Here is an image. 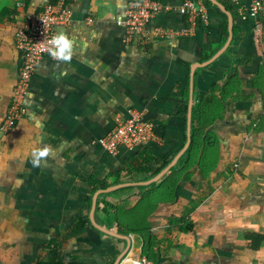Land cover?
<instances>
[{"label": "crops", "instance_id": "1", "mask_svg": "<svg viewBox=\"0 0 264 264\" xmlns=\"http://www.w3.org/2000/svg\"><path fill=\"white\" fill-rule=\"evenodd\" d=\"M50 1L0 0V125L22 63L15 33ZM68 1L70 20L55 32L72 41L70 58L38 62L25 114L0 131V264H35L55 241L65 263L132 264L144 256L141 235L119 230L113 210L134 205L152 183L142 181L166 169L159 183L176 168L199 110L201 140L210 135L213 155L190 166L148 217V260L264 264V242L252 249L247 238L264 233V18L257 34L255 19L226 6L231 0H194L206 21L182 35L185 0H158L144 31L128 38L117 23L128 0ZM133 111L153 123L155 139L108 153L97 139ZM45 149L34 165L33 153Z\"/></svg>", "mask_w": 264, "mask_h": 264}, {"label": "built area", "instance_id": "2", "mask_svg": "<svg viewBox=\"0 0 264 264\" xmlns=\"http://www.w3.org/2000/svg\"><path fill=\"white\" fill-rule=\"evenodd\" d=\"M237 14L242 18H253L256 21V33H260V18H264V0H231ZM68 0L47 2L38 12L26 14L22 27L15 33L16 48L22 55V63L18 69L17 80L7 107L5 117L0 125L1 132H8L25 114L24 96L36 65L44 57L59 59L52 53L59 51V46L52 40L56 35L55 26L67 24L70 20ZM162 5L158 0H128L125 16L117 23L125 28L128 38L142 33L146 25ZM179 12L188 17L189 27L180 34L190 35L198 21L205 22L206 16L202 5L194 0H185ZM90 20V19H89ZM158 33L170 35L169 31L158 28ZM154 125L143 119L139 113L131 112L130 117L117 119L116 125L103 137L97 139L105 151L114 155L120 149L134 150L155 139ZM132 264H150L147 257L142 256Z\"/></svg>", "mask_w": 264, "mask_h": 264}, {"label": "trees", "instance_id": "3", "mask_svg": "<svg viewBox=\"0 0 264 264\" xmlns=\"http://www.w3.org/2000/svg\"><path fill=\"white\" fill-rule=\"evenodd\" d=\"M226 6L229 9H235V5L232 1L231 5L226 3ZM198 22L200 23L201 21ZM202 120L203 118L200 114V110L196 111V123L193 126L190 145L184 156L180 158L179 164L176 168L161 182H152L148 185L141 186V191L139 192L138 199L134 205L129 208L125 205H118L113 210V216L119 230L141 235L144 241L142 253L147 258H150L149 252L152 248V236L149 233L148 217L157 209L159 204L167 202L172 198L175 186L190 166L197 164L199 167H203L204 164L207 162L209 163L213 155L211 153L213 145L210 135L205 137L204 140H201V131H203V128L206 126V123L204 121L202 122ZM141 167V169L137 168L136 171L145 168L143 165H141ZM154 174L155 172L145 173L144 177L149 178ZM83 223L84 221H78L77 227H80ZM184 228L185 227H182V229ZM247 238L250 240V247L252 249H257L264 242V233H248ZM53 247L56 248V256L54 260H51L49 255L51 254V249ZM60 249L61 245L58 241H55L54 243L51 242L46 255L40 257L35 264H80L78 262L65 263L61 259Z\"/></svg>", "mask_w": 264, "mask_h": 264}, {"label": "clouds", "instance_id": "4", "mask_svg": "<svg viewBox=\"0 0 264 264\" xmlns=\"http://www.w3.org/2000/svg\"><path fill=\"white\" fill-rule=\"evenodd\" d=\"M52 43L54 45L59 46L58 52H53V55H57L60 59H69L70 58V49L72 46V41L64 34H58L55 36L52 40ZM48 149H45L44 151H36L33 153V155L36 157L34 159L33 163L34 165H38L40 163V158L43 156L48 155Z\"/></svg>", "mask_w": 264, "mask_h": 264}, {"label": "rangeland", "instance_id": "5", "mask_svg": "<svg viewBox=\"0 0 264 264\" xmlns=\"http://www.w3.org/2000/svg\"><path fill=\"white\" fill-rule=\"evenodd\" d=\"M235 166L236 167H234V165H232V166H229V167H227V169H225V172L223 173L224 174V176L225 177H227V178H229L230 176H232L233 175V173L234 172H236V170H237V164H235ZM178 221H182V220H177L176 222H178ZM187 222V224H188V226H187V228H191L193 225V223L191 222V221H186ZM182 228V227H181ZM185 229V228H184Z\"/></svg>", "mask_w": 264, "mask_h": 264}, {"label": "water", "instance_id": "6", "mask_svg": "<svg viewBox=\"0 0 264 264\" xmlns=\"http://www.w3.org/2000/svg\"><path fill=\"white\" fill-rule=\"evenodd\" d=\"M217 5H219V3L217 1H214ZM168 170V169H167ZM164 172H166V169L165 170H162L159 174L155 175L154 177L146 180V181H142L141 183H150V182H153V181H157L163 174ZM103 191L107 190L106 189H102Z\"/></svg>", "mask_w": 264, "mask_h": 264}]
</instances>
